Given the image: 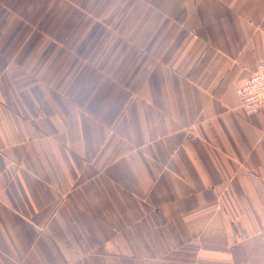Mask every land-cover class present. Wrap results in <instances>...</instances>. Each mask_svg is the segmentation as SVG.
<instances>
[{
  "label": "crops",
  "instance_id": "crops-1",
  "mask_svg": "<svg viewBox=\"0 0 264 264\" xmlns=\"http://www.w3.org/2000/svg\"><path fill=\"white\" fill-rule=\"evenodd\" d=\"M264 0H0V264H264Z\"/></svg>",
  "mask_w": 264,
  "mask_h": 264
},
{
  "label": "built area",
  "instance_id": "built-area-1",
  "mask_svg": "<svg viewBox=\"0 0 264 264\" xmlns=\"http://www.w3.org/2000/svg\"><path fill=\"white\" fill-rule=\"evenodd\" d=\"M241 106L247 115L264 112V62H261L252 76L237 85Z\"/></svg>",
  "mask_w": 264,
  "mask_h": 264
}]
</instances>
